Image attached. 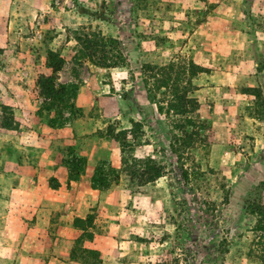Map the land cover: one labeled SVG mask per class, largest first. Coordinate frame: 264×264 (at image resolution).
Returning <instances> with one entry per match:
<instances>
[{"label":"rangeland","instance_id":"1","mask_svg":"<svg viewBox=\"0 0 264 264\" xmlns=\"http://www.w3.org/2000/svg\"><path fill=\"white\" fill-rule=\"evenodd\" d=\"M263 69L264 0H0V264H264Z\"/></svg>","mask_w":264,"mask_h":264},{"label":"trees","instance_id":"2","mask_svg":"<svg viewBox=\"0 0 264 264\" xmlns=\"http://www.w3.org/2000/svg\"><path fill=\"white\" fill-rule=\"evenodd\" d=\"M82 11L89 12L92 14H98L97 12H93L91 10H88L87 8H82ZM75 38L78 41L82 40L81 36H76ZM65 62H66V59L64 56H62L61 53H59L58 51L53 50L51 48L47 49V64L49 67L52 68L53 74H42L39 76L38 81H39V85L42 87L44 94L49 99L52 100V102H51L52 107L57 105L56 103L58 101L60 103H65L66 107H73V102H71V99H73L77 93L76 86L72 85V84H69V85L68 84H58L56 81V75L55 74L58 73L64 67ZM114 63H116V62H114ZM107 66H117V64H108ZM198 71H207V69L202 67V66L200 68H195V69H193V74L194 75L197 74ZM246 92L253 93L257 97H260L262 95L261 91L258 90L256 87L249 88L246 90ZM123 96L125 98H128V94H126V93H124ZM184 97L185 96H180V98L183 101H185ZM187 99L191 103H194V102L198 103V99L196 97L187 96ZM190 121H192V120H190ZM6 123H8V122H6ZM133 124H134V127L135 126H141V123L138 121H133ZM108 133L111 136L118 139L119 141H122V137L120 135V132H116L115 130H111V128H110V132H108ZM151 171H152L151 176H149V178H147L148 181L155 180L158 177L163 175V170L159 166L151 165ZM93 179H94V181L96 180L95 177ZM254 212H256L259 215V217H263L264 213L262 210L254 211ZM94 221H95V214L93 212H89L87 214V216H85V217L77 216L75 218V224L83 230V232L81 234V239H82V237H86V236H88V239H93L94 234L90 230V227L93 226ZM263 225H264V218H262L258 229L264 230ZM83 251L86 254L85 255L86 264H100L102 262V260H101L102 258L100 256V252L98 249L84 247ZM261 259L264 263V254L261 257Z\"/></svg>","mask_w":264,"mask_h":264},{"label":"crops","instance_id":"3","mask_svg":"<svg viewBox=\"0 0 264 264\" xmlns=\"http://www.w3.org/2000/svg\"><path fill=\"white\" fill-rule=\"evenodd\" d=\"M256 64H258V62H256ZM263 73H264V69H263ZM252 96H254V97H256L257 98V96L255 95V94H253V93H250ZM254 119L257 121V123L256 124H254V125H256V127H257V132H256V146L254 147V149L252 150L256 155L257 154H260V152L261 151H263L264 152V135L263 134H261V126H260V124L259 123H264V119L262 120V119H259V118H257V117H254ZM264 129V128H263ZM264 156V154L261 156V157H263ZM259 164H261V166H262V164H263V166L262 167H257V169L255 168L254 169V172L258 175V176H260L261 177V179H263L264 178V162L263 161H261V162H259ZM71 185H73V183H71ZM63 187L64 186H60V188L59 189H57L58 191H62V189H63Z\"/></svg>","mask_w":264,"mask_h":264}]
</instances>
